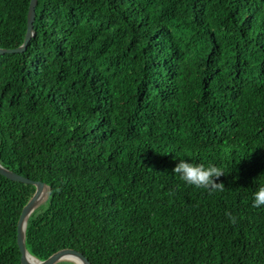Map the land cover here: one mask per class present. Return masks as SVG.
Returning a JSON list of instances; mask_svg holds the SVG:
<instances>
[{"label": "trees", "instance_id": "16d2710c", "mask_svg": "<svg viewBox=\"0 0 264 264\" xmlns=\"http://www.w3.org/2000/svg\"><path fill=\"white\" fill-rule=\"evenodd\" d=\"M30 1L0 0V47L23 43ZM34 28L0 54V162L49 187L29 252L264 264V0H38ZM180 159L222 184L187 185ZM34 192L0 173V264H22Z\"/></svg>", "mask_w": 264, "mask_h": 264}, {"label": "water", "instance_id": "95a60500", "mask_svg": "<svg viewBox=\"0 0 264 264\" xmlns=\"http://www.w3.org/2000/svg\"><path fill=\"white\" fill-rule=\"evenodd\" d=\"M38 0H31L27 18V31L23 43L16 48H2L0 47V54L5 53H16L24 52L30 40L35 35V16H36V5ZM0 173L9 179L32 184L35 186V192L30 200L24 205L18 220L17 225V243L21 253L22 264H56L60 261H72V258L79 260V264H93L90 259L80 250L75 248H62L46 259H39L29 252L26 247V227L28 219L33 211L43 203L49 193L48 185L42 180H33L27 176L21 175L7 167L0 162ZM73 262V261H72ZM75 263V262H74ZM76 264V263H75Z\"/></svg>", "mask_w": 264, "mask_h": 264}, {"label": "clouds", "instance_id": "9594fccd", "mask_svg": "<svg viewBox=\"0 0 264 264\" xmlns=\"http://www.w3.org/2000/svg\"><path fill=\"white\" fill-rule=\"evenodd\" d=\"M179 179L189 186H194L197 189H206L213 191L222 183H217V180L224 175V171L215 166H205L204 164H196L188 160L180 159L173 169ZM257 187L252 194V206H264V183L256 181Z\"/></svg>", "mask_w": 264, "mask_h": 264}, {"label": "bare ground", "instance_id": "6f19581e", "mask_svg": "<svg viewBox=\"0 0 264 264\" xmlns=\"http://www.w3.org/2000/svg\"><path fill=\"white\" fill-rule=\"evenodd\" d=\"M72 261L75 262L76 264H79L80 263L79 260L76 259V258H72Z\"/></svg>", "mask_w": 264, "mask_h": 264}, {"label": "rangeland", "instance_id": "374dc122", "mask_svg": "<svg viewBox=\"0 0 264 264\" xmlns=\"http://www.w3.org/2000/svg\"><path fill=\"white\" fill-rule=\"evenodd\" d=\"M61 262H62V261H60V263L58 262V264H62ZM56 264H57V263H56Z\"/></svg>", "mask_w": 264, "mask_h": 264}]
</instances>
